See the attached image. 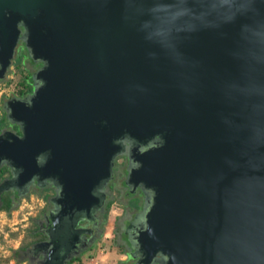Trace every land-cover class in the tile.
Wrapping results in <instances>:
<instances>
[{"label": "water", "instance_id": "95a60500", "mask_svg": "<svg viewBox=\"0 0 264 264\" xmlns=\"http://www.w3.org/2000/svg\"><path fill=\"white\" fill-rule=\"evenodd\" d=\"M19 27L42 86L0 137L15 186L58 176L72 218L127 140L138 264H264V0H0L3 70Z\"/></svg>", "mask_w": 264, "mask_h": 264}, {"label": "flooded vegetation", "instance_id": "af4514ba", "mask_svg": "<svg viewBox=\"0 0 264 264\" xmlns=\"http://www.w3.org/2000/svg\"><path fill=\"white\" fill-rule=\"evenodd\" d=\"M22 59L25 64H16ZM23 66V67H22ZM28 66V67H27ZM42 68L41 62L33 61L24 43V30L19 27V36L13 47L10 66L0 68V86L7 85L12 75L18 71L21 79L20 88L3 90L0 97V137L9 134L21 138L18 128L8 117L18 101H27L42 86L37 72ZM22 78V76H21ZM36 81H35V80ZM7 90V93L6 91ZM116 145L117 149L110 157L109 175L100 177L93 190V199L85 210L74 214L72 218L57 217L58 207L54 200L61 191L59 177L37 176L25 184L18 182L15 186L13 180L18 170L10 163L0 165V210L9 202V210L16 207L20 201L36 195L40 200L39 209L30 218L31 232L29 240L16 250V259L22 264H79L86 260L98 247H101L106 236L108 214L113 204L121 209L117 216L112 234V245L124 255L119 264H138V252L134 245L135 217L141 212L144 202V191L130 182L128 178L129 155L133 143L122 140ZM46 156L39 158L41 164ZM61 198V197H60ZM64 218V219H63Z\"/></svg>", "mask_w": 264, "mask_h": 264}, {"label": "rangeland", "instance_id": "374dc122", "mask_svg": "<svg viewBox=\"0 0 264 264\" xmlns=\"http://www.w3.org/2000/svg\"><path fill=\"white\" fill-rule=\"evenodd\" d=\"M18 60V59H17ZM25 64L20 59L16 64ZM23 67V66H22ZM28 67V66H27ZM22 76V78H21ZM21 75L16 71L11 78V81L5 86H0L1 93L10 84L8 88H20ZM7 93V90H5ZM41 200L36 195H31L29 198L20 201V203L9 210L5 205L0 210V264H22V261L16 259L14 252L29 240V233L31 232L30 218L35 215L39 209ZM10 206V205H9ZM121 214V209L117 204H113L108 214L106 225V236L103 239L101 247H98L96 252H93L86 260H82L79 264H119V260L124 259V255L116 250L112 245V230L118 215Z\"/></svg>", "mask_w": 264, "mask_h": 264}, {"label": "trees", "instance_id": "16d2710c", "mask_svg": "<svg viewBox=\"0 0 264 264\" xmlns=\"http://www.w3.org/2000/svg\"><path fill=\"white\" fill-rule=\"evenodd\" d=\"M6 206H7V208L9 207V202H7ZM24 245H25V244H24ZM24 245H23V246H24ZM14 254L16 255V251L14 252Z\"/></svg>", "mask_w": 264, "mask_h": 264}]
</instances>
